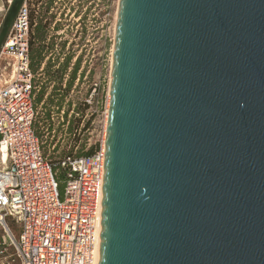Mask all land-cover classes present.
<instances>
[{
    "label": "water",
    "instance_id": "water-1",
    "mask_svg": "<svg viewBox=\"0 0 264 264\" xmlns=\"http://www.w3.org/2000/svg\"><path fill=\"white\" fill-rule=\"evenodd\" d=\"M117 10L100 264H264V0Z\"/></svg>",
    "mask_w": 264,
    "mask_h": 264
},
{
    "label": "built area",
    "instance_id": "built-area-1",
    "mask_svg": "<svg viewBox=\"0 0 264 264\" xmlns=\"http://www.w3.org/2000/svg\"><path fill=\"white\" fill-rule=\"evenodd\" d=\"M110 2L96 0L94 10L86 15L71 2L58 21L55 8L43 9L41 0H26L0 49V230L4 233L0 240V264H100L110 84L105 94L101 83L90 80L79 67L64 98L69 100L81 94L77 90L80 81L81 89L88 84L78 102L73 100L70 111L67 110L82 118L74 135L84 129L91 140L98 126L102 137L95 140L96 150L92 154H78L70 149L63 156L59 154V162L54 163L35 129L36 95L41 91L38 80L46 73L51 58L47 60L45 55L39 68L33 69L31 31L40 19L48 22L46 44L53 46L49 42L52 33L68 31L87 32L89 43V34L96 29V6L100 5L104 18L110 21ZM43 13L50 16L44 17ZM57 24L63 26L59 28ZM71 46H79L76 37L68 40L66 49ZM6 58H11V62H6ZM68 59L58 90L60 95L67 89L82 57L79 53L74 56L63 52L56 70ZM61 112L65 114L63 104ZM81 142L82 138L74 147L78 148ZM9 218L20 226L18 234Z\"/></svg>",
    "mask_w": 264,
    "mask_h": 264
},
{
    "label": "rangeland",
    "instance_id": "rangeland-1",
    "mask_svg": "<svg viewBox=\"0 0 264 264\" xmlns=\"http://www.w3.org/2000/svg\"><path fill=\"white\" fill-rule=\"evenodd\" d=\"M110 1V21L108 18H104V12L100 5L96 6V29L92 34H89V43H87V32H85L84 34H79L73 31H68L59 35L52 33L51 36H53V38L51 39V41H49L53 43L52 49H47L45 51V55L47 57L46 59L48 60V57L51 58V72L56 70L58 62H61L60 60L63 56V52H66L67 54H74V56L79 53L82 57L80 72H83L84 75H87L90 80H96L97 82H100L101 88L105 89V94L109 92L108 89L111 79V66L113 59L112 53L117 22V9L119 3V0ZM64 11H66V8ZM53 12L55 11L53 10ZM43 15L44 17L50 16V14L46 13H43ZM64 23L66 24L65 21ZM53 24L54 21L52 25ZM75 37L77 39V42L79 43V46H74V48L71 46L70 49L67 50L66 46L68 40H70L71 38L74 39ZM78 37L81 38L78 39ZM56 44H58V46H56ZM5 60L6 62H11V58H6ZM38 82L41 83V91L44 90V94L43 100L40 103L36 104L37 115L35 119V129L44 142L43 146L46 154H50L54 158L56 156H59V154H62L63 151H67L70 149L80 154L81 152L89 149L91 145H94L96 139H101L102 136L98 134V126L97 131H95V136L91 138V140H88V134L84 132V129L79 135L78 133L74 135L75 129L81 126L82 118L80 119V117H75L74 114L70 115L69 112L66 116L61 112L62 105L60 108H57V98L52 94L54 89V82L53 80H49V75L47 73L41 75ZM87 86L88 84H85L81 89L80 81L77 90H81L82 94ZM39 93L40 92H37V95ZM81 94H78L77 96L73 95L71 98H69V100L64 99L63 105H65V113L69 108H71L73 100H75V102H78V98L81 96ZM50 98H52L53 103L50 102ZM46 110H50V121L43 119L45 118ZM49 123L52 124V130H49ZM80 138L83 139V142L80 143L78 148H75L74 146H76ZM8 220L14 232L18 234V232L20 231V226L15 224L12 219L9 218ZM2 234L4 233L2 230H0V240H2Z\"/></svg>",
    "mask_w": 264,
    "mask_h": 264
},
{
    "label": "trees",
    "instance_id": "trees-1",
    "mask_svg": "<svg viewBox=\"0 0 264 264\" xmlns=\"http://www.w3.org/2000/svg\"><path fill=\"white\" fill-rule=\"evenodd\" d=\"M35 18L34 12H33V19ZM48 22L43 23L42 20H38L37 23L35 24V26L33 27V30L31 31V59H32V67L34 70H37L41 64V62L43 61L44 57H45V51L47 49H51L52 48V44H46V40H47V27ZM32 25H34V21L32 23ZM68 61L69 59L57 70L55 71H50L51 69V63L48 62L47 67H46V73L49 75V80H53L55 82L54 85V89H53V96H55L57 98V106H61L64 102V98H65V94L68 92V90L70 89L73 80L76 76V73L80 67V59L78 60L73 74H72V79L69 81V84L67 86V89L65 90L64 93H62V95H60V92L58 91L60 89V83L62 81V77L63 74L68 66ZM43 89V88H42ZM43 94H44V90L40 91V93L37 95L36 98V103H40L43 100ZM50 102L53 103L52 98H50ZM65 115H68V112L65 113ZM47 121H50L51 119V113L50 110H46L45 111V118H43ZM49 130H52V124L49 123ZM79 125V124H78ZM96 150V146L92 145L87 151L81 152L80 154H85V155H89L92 154L94 151ZM66 153V151L62 152V156ZM60 156V155H59ZM56 156L53 159V162H59L58 157ZM60 175H63V172H60ZM61 178V177H60Z\"/></svg>",
    "mask_w": 264,
    "mask_h": 264
},
{
    "label": "crops",
    "instance_id": "crops-1",
    "mask_svg": "<svg viewBox=\"0 0 264 264\" xmlns=\"http://www.w3.org/2000/svg\"><path fill=\"white\" fill-rule=\"evenodd\" d=\"M41 2H43L41 5L43 9L48 7L55 8V18L58 20L66 12L64 11L65 8L70 7L71 2H74V6L79 12H83L86 15V13L94 10L96 0H41ZM7 6L8 0H0V29ZM60 25L57 24V27L61 28L63 26L62 24Z\"/></svg>",
    "mask_w": 264,
    "mask_h": 264
},
{
    "label": "bare ground",
    "instance_id": "bare-ground-1",
    "mask_svg": "<svg viewBox=\"0 0 264 264\" xmlns=\"http://www.w3.org/2000/svg\"><path fill=\"white\" fill-rule=\"evenodd\" d=\"M117 14H118V12H117ZM101 245V244H100ZM99 253H100V247H99Z\"/></svg>",
    "mask_w": 264,
    "mask_h": 264
}]
</instances>
